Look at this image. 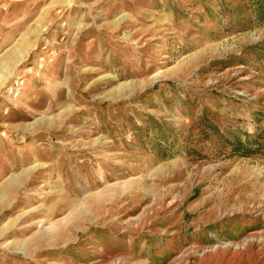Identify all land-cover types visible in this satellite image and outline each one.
Wrapping results in <instances>:
<instances>
[{"label":"rangeland","instance_id":"obj_1","mask_svg":"<svg viewBox=\"0 0 264 264\" xmlns=\"http://www.w3.org/2000/svg\"><path fill=\"white\" fill-rule=\"evenodd\" d=\"M0 264H264V0H0Z\"/></svg>","mask_w":264,"mask_h":264},{"label":"built area","instance_id":"obj_2","mask_svg":"<svg viewBox=\"0 0 264 264\" xmlns=\"http://www.w3.org/2000/svg\"><path fill=\"white\" fill-rule=\"evenodd\" d=\"M49 60V55H42L37 60V66H28L20 75L16 76L10 82L6 89L7 95L11 99H17L21 96L23 92L24 85L26 84L27 77L34 76L37 77L40 71L45 69Z\"/></svg>","mask_w":264,"mask_h":264}]
</instances>
